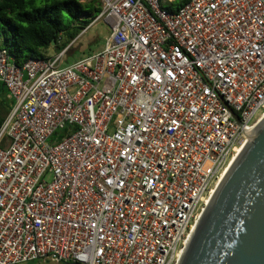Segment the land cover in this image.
Returning <instances> with one entry per match:
<instances>
[{
    "label": "built area",
    "instance_id": "built-area-1",
    "mask_svg": "<svg viewBox=\"0 0 264 264\" xmlns=\"http://www.w3.org/2000/svg\"><path fill=\"white\" fill-rule=\"evenodd\" d=\"M100 2L90 55L0 48V264H176L264 115V0Z\"/></svg>",
    "mask_w": 264,
    "mask_h": 264
},
{
    "label": "water",
    "instance_id": "water-1",
    "mask_svg": "<svg viewBox=\"0 0 264 264\" xmlns=\"http://www.w3.org/2000/svg\"><path fill=\"white\" fill-rule=\"evenodd\" d=\"M243 135L176 264H264V115Z\"/></svg>",
    "mask_w": 264,
    "mask_h": 264
},
{
    "label": "trees",
    "instance_id": "trees-1",
    "mask_svg": "<svg viewBox=\"0 0 264 264\" xmlns=\"http://www.w3.org/2000/svg\"><path fill=\"white\" fill-rule=\"evenodd\" d=\"M187 1H166V8L175 11ZM159 2L162 6L163 0ZM100 10V0H0V48H5L16 64L34 54L46 57L50 48L59 53ZM10 107L11 99L0 82V126Z\"/></svg>",
    "mask_w": 264,
    "mask_h": 264
},
{
    "label": "rangeland",
    "instance_id": "rangeland-1",
    "mask_svg": "<svg viewBox=\"0 0 264 264\" xmlns=\"http://www.w3.org/2000/svg\"><path fill=\"white\" fill-rule=\"evenodd\" d=\"M86 1V0H82ZM166 1L173 0H163L162 7L167 6ZM108 35V27L103 22V20H99L95 23H92L85 32H82L78 37H76L73 41L70 42L67 51L64 54L62 65H66L74 60H78L82 57L92 54L93 52L98 51L104 45L105 39ZM62 41V40H61ZM1 43V42H0ZM56 54L53 48H50L46 57ZM38 55H32V58H39ZM20 264H55L51 261H29Z\"/></svg>",
    "mask_w": 264,
    "mask_h": 264
},
{
    "label": "bare ground",
    "instance_id": "bare-ground-1",
    "mask_svg": "<svg viewBox=\"0 0 264 264\" xmlns=\"http://www.w3.org/2000/svg\"><path fill=\"white\" fill-rule=\"evenodd\" d=\"M240 149H241V148H237V149H236L237 153L239 152ZM237 153H236V154H237ZM236 154H235V156H236ZM235 156H234V157H235ZM234 157H233V158H234Z\"/></svg>",
    "mask_w": 264,
    "mask_h": 264
},
{
    "label": "snow or ice",
    "instance_id": "snow-or-ice-1",
    "mask_svg": "<svg viewBox=\"0 0 264 264\" xmlns=\"http://www.w3.org/2000/svg\"><path fill=\"white\" fill-rule=\"evenodd\" d=\"M109 183H111V181H109Z\"/></svg>",
    "mask_w": 264,
    "mask_h": 264
},
{
    "label": "crops",
    "instance_id": "crops-1",
    "mask_svg": "<svg viewBox=\"0 0 264 264\" xmlns=\"http://www.w3.org/2000/svg\"><path fill=\"white\" fill-rule=\"evenodd\" d=\"M20 264V263H19ZM56 264V263H55Z\"/></svg>",
    "mask_w": 264,
    "mask_h": 264
}]
</instances>
